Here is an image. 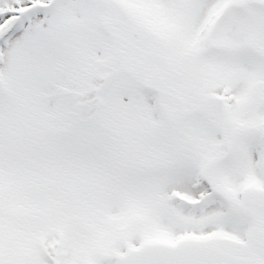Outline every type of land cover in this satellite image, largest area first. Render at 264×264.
Instances as JSON below:
<instances>
[{"label": "snow or ice", "instance_id": "obj_1", "mask_svg": "<svg viewBox=\"0 0 264 264\" xmlns=\"http://www.w3.org/2000/svg\"><path fill=\"white\" fill-rule=\"evenodd\" d=\"M0 264H264V0H0Z\"/></svg>", "mask_w": 264, "mask_h": 264}]
</instances>
